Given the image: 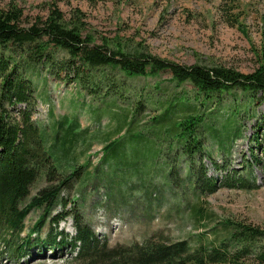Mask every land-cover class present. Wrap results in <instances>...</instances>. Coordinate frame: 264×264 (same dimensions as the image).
Returning a JSON list of instances; mask_svg holds the SVG:
<instances>
[{"label":"rangeland","instance_id":"374dc122","mask_svg":"<svg viewBox=\"0 0 264 264\" xmlns=\"http://www.w3.org/2000/svg\"><path fill=\"white\" fill-rule=\"evenodd\" d=\"M13 2L24 12L25 28L37 17L46 20L53 9H59L67 20L79 15L84 37H94L97 45L108 42L116 46L120 41L129 52L137 48L181 65L224 66L245 74L264 63V0H236L234 7L224 0H0V9H8ZM231 13L239 17L240 27L228 21ZM27 68L26 76L34 82L37 95L33 121L38 123L59 173L50 179L51 168L46 167L23 206L42 189L60 185L74 168H84L62 186L49 213L45 214L46 206L30 212L20 236L0 230V264H80L71 246L51 251L44 244H34L38 234L32 236L35 242L22 255H12L7 241L23 244L44 215L42 239L50 231L76 236L74 220L65 216L77 212L110 248L155 236L167 244L187 240L193 248L203 244L211 249L234 231L225 223L264 229V160L248 163L255 148L251 138L258 117L244 111L234 114L232 105L241 102V94L236 99L226 94L223 104L206 107L212 115L199 127L206 131L204 146L192 161L219 182L226 175L241 174L255 180L259 189L222 187L201 197L196 171L191 165L188 170L190 158L177 148L175 140L171 141L173 148L169 147V138L177 135L176 123L169 122L168 128L161 125L159 133L167 128L163 134L154 131L153 118L174 103L173 118L195 114L193 106L185 114L177 111L181 97L196 105L190 84L177 87L169 73L129 78L119 69L108 68L104 75L97 70L86 74L100 84L102 93L90 92L81 82L51 74L45 63ZM108 89L119 95L104 96ZM263 111L264 105L255 109L257 116ZM225 123H229L227 134ZM236 132L238 137L233 138ZM66 145L71 148L67 147L69 153ZM60 157L67 165L58 163ZM58 216L65 219L56 225ZM247 261L259 264L254 256Z\"/></svg>","mask_w":264,"mask_h":264},{"label":"trees","instance_id":"16d2710c","mask_svg":"<svg viewBox=\"0 0 264 264\" xmlns=\"http://www.w3.org/2000/svg\"><path fill=\"white\" fill-rule=\"evenodd\" d=\"M224 1L231 7L235 6L236 0ZM23 18V10L14 2L8 9H0V230H6L11 236H20L30 212L37 207L46 206L45 214L49 213L60 198L62 186L77 178L84 168H74L60 185L42 189L30 203L23 206L30 196L31 187L46 167L51 168L47 173L50 179L59 173L53 156L46 150L47 143L38 123L33 121L37 95L35 84L27 78L26 71L29 65L40 63L47 64L50 73L56 77L65 75L73 83L81 82L87 89L90 88V92H101V86L88 79L86 74L97 70L104 75L108 68L119 69L129 78L158 77L169 73L177 87L190 84L195 91L196 105H191L190 101L181 97L177 111L185 114L188 107L193 106L194 109L191 110H195V114H187L178 120L173 118L172 110L177 105L174 103L167 107L163 115L153 118L157 124L154 131L163 134L167 131L169 122L176 123L177 135L169 138V147L173 148L171 141L175 140L177 148L190 158L188 170L191 165L192 170L196 171L199 196L215 194L222 187L245 191L259 189L255 180L241 174L237 177L226 175L219 182L210 177L203 166L198 168L197 163L192 160H197L195 157L204 146L206 131H199V127L212 115L206 107L214 102L223 104L226 94L235 99L238 94L242 95L241 102L232 105V108L235 107V115L244 111L252 118L258 117L257 131L251 138L255 148L251 149V160L248 163L258 164L264 160V132L261 133L264 130V111L259 116L255 113L258 106L264 105V63L250 74L224 66H186L146 54L137 48L129 52L120 41L116 46L108 42L97 45L94 37H84V23L79 15L67 20L59 9H53L46 20L37 17L33 25L27 28L22 26ZM228 21L233 26L240 27V19L233 13ZM110 90L114 91V88L111 87ZM118 95L117 92L110 93L109 89L104 94L106 97ZM139 107L141 110V104ZM161 125H166L167 128L159 133ZM228 125L229 123L223 125L226 134ZM238 133L233 138H237ZM214 134H217V130H214ZM67 147L71 148L64 146L69 153ZM60 160L61 157L58 163L62 167L67 165ZM214 165L218 170L222 169L218 163L214 162ZM69 216L74 220L76 236L50 231L42 239L40 231L44 215L37 227L29 231L23 244L10 245V241H7L12 255H22L36 241L38 243L34 244H44L51 251L71 246L77 251L75 259L80 264H248L247 260L251 256L259 264H264V229L251 225L225 223L227 229L234 231L218 247L211 249L203 244L193 248L187 240L167 244L157 240L155 236L142 243L110 248L107 242L96 236L79 213L67 214L65 218ZM65 218L58 216L54 223L58 225ZM35 234L39 237L32 242Z\"/></svg>","mask_w":264,"mask_h":264}]
</instances>
